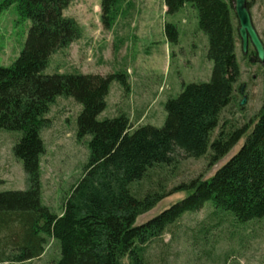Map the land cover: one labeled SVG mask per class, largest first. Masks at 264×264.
<instances>
[{
  "label": "trees",
  "instance_id": "16d2710c",
  "mask_svg": "<svg viewBox=\"0 0 264 264\" xmlns=\"http://www.w3.org/2000/svg\"><path fill=\"white\" fill-rule=\"evenodd\" d=\"M73 1L5 2L6 7L17 5L20 19L31 22L18 59L0 68V130L23 133L14 155L23 162L29 182L26 191L0 193V232L9 233L6 240L13 248L9 262L40 258L51 239L61 247L58 264H153L147 256L148 245L161 238L169 224L207 202L231 212L240 222L264 218V100L250 123L224 125L214 137L223 111L236 99L242 76L236 54L241 39L234 0H164L170 15L189 4L198 11L213 71L209 82L183 85L181 94L167 101L162 128H134L126 114L99 120L107 108L112 82L128 89L122 74H44L54 54L81 38L78 23L64 15ZM116 2L102 0L107 28L114 19L111 9ZM247 6L250 10L251 3ZM165 33L170 43L178 44L176 26L167 24ZM251 45L242 53L259 62ZM59 97L82 105L77 138L91 136V141L84 174L58 216L42 204L40 171L46 150L41 132L49 125L47 114ZM242 139L246 140L240 151L212 178L179 186L176 191L189 193L186 199L137 225L138 218L164 198L160 192L143 198L133 193L132 185L144 180L150 170L172 165L177 151L200 159L211 150L210 162L216 164Z\"/></svg>",
  "mask_w": 264,
  "mask_h": 264
},
{
  "label": "rangeland",
  "instance_id": "374dc122",
  "mask_svg": "<svg viewBox=\"0 0 264 264\" xmlns=\"http://www.w3.org/2000/svg\"><path fill=\"white\" fill-rule=\"evenodd\" d=\"M5 2L0 0V68L12 66L18 59L31 27L30 21L20 19L17 5L6 7ZM247 2L251 3L253 25L264 40V0ZM101 6L102 0L71 3L64 15L78 23L81 38L54 54L44 74H122L128 89L118 81L112 82L107 108L99 120L126 114L134 128H162L167 118V101L177 98L183 85L206 83L212 77L208 38L199 28L198 11L189 4L170 15L164 0H117L111 9L114 19L107 28ZM167 24L178 30L176 45L167 40ZM242 52L240 41L236 50L242 72L239 89L234 103L223 111L214 137L224 125L243 127L250 123L263 104L264 65L257 60L254 63ZM81 112L82 105L75 100L59 97L47 114L49 125L41 132L46 149L41 157L42 204L58 216L90 157L91 136L77 138ZM22 137L19 131L0 130V193L29 189L23 162L14 155ZM245 140L216 164L210 162L211 150L200 159L177 151L172 165L150 170L131 189L139 198L156 192L164 198L141 215L137 225L186 199L189 193L175 189L192 180L212 178L240 151ZM8 234L6 230L0 232V264H58L61 259L59 243L48 239L40 258L9 262L13 248L6 240ZM147 256L153 264H264V218L240 222L231 212L207 202L202 209L185 213L169 224L163 236L148 245Z\"/></svg>",
  "mask_w": 264,
  "mask_h": 264
},
{
  "label": "water",
  "instance_id": "95a60500",
  "mask_svg": "<svg viewBox=\"0 0 264 264\" xmlns=\"http://www.w3.org/2000/svg\"><path fill=\"white\" fill-rule=\"evenodd\" d=\"M234 11L239 23V36L242 42V50L248 52L249 43L254 47L257 58L264 63V44L256 31L247 0H234Z\"/></svg>",
  "mask_w": 264,
  "mask_h": 264
},
{
  "label": "crops",
  "instance_id": "0c3cea01",
  "mask_svg": "<svg viewBox=\"0 0 264 264\" xmlns=\"http://www.w3.org/2000/svg\"><path fill=\"white\" fill-rule=\"evenodd\" d=\"M165 10H167V8L165 7Z\"/></svg>",
  "mask_w": 264,
  "mask_h": 264
}]
</instances>
